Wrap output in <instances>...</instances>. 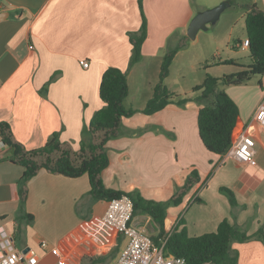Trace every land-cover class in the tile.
I'll return each mask as SVG.
<instances>
[{
  "label": "crops",
  "instance_id": "0c3cea01",
  "mask_svg": "<svg viewBox=\"0 0 264 264\" xmlns=\"http://www.w3.org/2000/svg\"><path fill=\"white\" fill-rule=\"evenodd\" d=\"M225 1L143 0L148 35L141 61L130 67L129 33L139 31L143 21L139 0H0V121L8 122L28 149L43 146L59 132L61 142L79 150L93 115L105 105L100 97L105 70L126 71L130 94L131 75L140 64L173 36L186 35L196 13ZM246 4L264 9V0ZM83 59L88 68L81 65ZM263 102L264 91L252 101L242 99L234 135ZM202 106L193 97L153 114L138 107L123 118L120 134L107 144L104 183L163 202L197 170L199 180L183 202L168 208L169 224L185 218L189 235L196 236L228 219L248 234L264 235V130L257 122L249 129L256 143L255 165L215 154L199 134ZM12 153L8 146L0 151V227L13 235L16 247L36 253V264H115L126 247L125 236L103 224L108 200L93 201L88 174L71 178L42 169L28 180L22 202L24 168L9 160ZM223 188L233 192L234 203ZM134 223L154 225L147 214L137 215ZM232 248L239 264H264L262 240L235 241Z\"/></svg>",
  "mask_w": 264,
  "mask_h": 264
},
{
  "label": "trees",
  "instance_id": "16d2710c",
  "mask_svg": "<svg viewBox=\"0 0 264 264\" xmlns=\"http://www.w3.org/2000/svg\"><path fill=\"white\" fill-rule=\"evenodd\" d=\"M142 9V26L137 32H130L132 54L130 67L139 63L143 57L142 46L148 31L147 21ZM231 5L236 0H229ZM247 9L245 27L249 39L248 50L251 63L243 65L228 60L225 63H235L240 67L236 73L224 75L222 78L208 75L203 84L195 90L201 94L195 97L203 103L198 114L199 134L205 147L218 155H226L229 151L237 123L240 109L237 103L225 89L219 88L222 80L225 84H243L251 80L253 75H264V9L256 4L244 5ZM188 35L181 37L177 45L170 48L164 56L161 65L160 79L155 84L152 96L141 110L145 114H153L164 109L170 103L184 105L190 97H181L179 93L170 90L163 82L169 73L173 58L181 49ZM52 76L47 85L53 81ZM47 85L45 89L47 88ZM129 95L128 75L118 67H109L102 75L100 84V97L105 105L93 115L87 129L84 131L83 141L79 150H74L69 144L60 140L59 132H55L50 140L43 146L28 149L13 135L12 127L8 122L0 121V134L5 146L13 149L9 160L23 166L24 173L21 178V200L27 198L26 184L30 178L40 170L45 169L51 173L76 178L88 174L93 201L111 200L129 196L134 204V218L139 214H147L159 227V233L153 236L157 244L165 240L164 250L167 255L185 257L188 264H239L238 252L232 248L235 241L245 242L258 238L264 242V235L259 232L248 234L228 219H223L213 232L201 235H189L184 220L181 218L177 224H169L168 208L177 206L184 200L186 194L199 180V173L193 170L184 185L179 187L168 201H155L145 198L139 191H124L109 188L104 183L102 172L109 166L107 144L118 136L122 129L125 117L133 116L139 110L126 104ZM234 203L233 192L223 188ZM29 221L33 215L27 213ZM183 225L182 228L180 226Z\"/></svg>",
  "mask_w": 264,
  "mask_h": 264
},
{
  "label": "rangeland",
  "instance_id": "374dc122",
  "mask_svg": "<svg viewBox=\"0 0 264 264\" xmlns=\"http://www.w3.org/2000/svg\"><path fill=\"white\" fill-rule=\"evenodd\" d=\"M246 2L247 0H236V4L227 7L215 23H209L207 29L199 30L195 39L187 36L184 46L173 58L168 76L163 82L170 90L179 93L181 97L195 98L201 94L195 88L203 84L208 75L222 78L240 70L235 63L243 65L251 63L249 50L238 46L240 40L247 36L245 27L247 9L244 6ZM179 41L177 35L173 36L154 57L136 68L131 75V92L126 98V103H129L130 107L138 108L146 105L153 94L155 84L160 79L165 54ZM228 60H234L235 63H225ZM263 78L264 75H253L249 82L243 84H225L220 80L219 88L225 89L240 106L242 99L252 101L258 93L264 91V86H261L264 84ZM182 215L185 216V211ZM153 223L155 226L151 224L144 226L150 235L156 236L158 234L156 223L154 221ZM182 227L183 225L180 226ZM121 240L127 243L126 237Z\"/></svg>",
  "mask_w": 264,
  "mask_h": 264
},
{
  "label": "built area",
  "instance_id": "2783aa9c",
  "mask_svg": "<svg viewBox=\"0 0 264 264\" xmlns=\"http://www.w3.org/2000/svg\"><path fill=\"white\" fill-rule=\"evenodd\" d=\"M250 42L245 38L238 46L248 48ZM81 65L88 68L89 61L83 59ZM253 122H257L264 130V102L254 112L250 122L237 135H234L232 145L227 152L241 163L255 165V140L249 135ZM5 144L0 141V151ZM134 204L132 199L123 195L108 200L106 212L102 215L103 224L122 233L127 238L126 247L121 252L115 264H188L185 257L167 255L164 250L165 240L157 244L146 228L134 223ZM46 246V242H42ZM37 255L34 252H24L15 245V239L4 227H0V264H36ZM61 264H70L62 261Z\"/></svg>",
  "mask_w": 264,
  "mask_h": 264
},
{
  "label": "water",
  "instance_id": "95a60500",
  "mask_svg": "<svg viewBox=\"0 0 264 264\" xmlns=\"http://www.w3.org/2000/svg\"><path fill=\"white\" fill-rule=\"evenodd\" d=\"M230 5L231 3L229 1H225L215 7L199 11L189 24L188 36L195 39L199 30L207 29L209 23H215L219 19L221 13ZM28 250L29 249H25L24 252Z\"/></svg>",
  "mask_w": 264,
  "mask_h": 264
}]
</instances>
